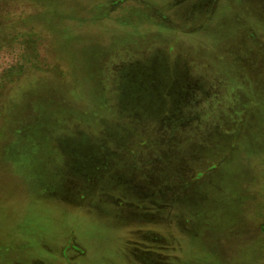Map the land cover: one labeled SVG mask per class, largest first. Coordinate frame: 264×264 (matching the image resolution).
I'll list each match as a JSON object with an SVG mask.
<instances>
[{
    "label": "rangeland",
    "instance_id": "1",
    "mask_svg": "<svg viewBox=\"0 0 264 264\" xmlns=\"http://www.w3.org/2000/svg\"><path fill=\"white\" fill-rule=\"evenodd\" d=\"M0 264H264V0H0Z\"/></svg>",
    "mask_w": 264,
    "mask_h": 264
},
{
    "label": "flooded vegetation",
    "instance_id": "2",
    "mask_svg": "<svg viewBox=\"0 0 264 264\" xmlns=\"http://www.w3.org/2000/svg\"><path fill=\"white\" fill-rule=\"evenodd\" d=\"M45 253L47 252V250L44 251Z\"/></svg>",
    "mask_w": 264,
    "mask_h": 264
}]
</instances>
